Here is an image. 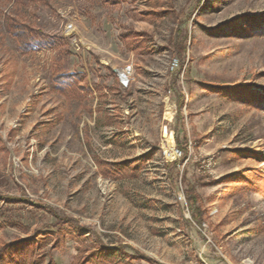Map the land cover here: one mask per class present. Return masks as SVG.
Segmentation results:
<instances>
[{"label": "rangeland", "instance_id": "1", "mask_svg": "<svg viewBox=\"0 0 264 264\" xmlns=\"http://www.w3.org/2000/svg\"><path fill=\"white\" fill-rule=\"evenodd\" d=\"M238 87L264 91V0H0V244L24 264H264V105Z\"/></svg>", "mask_w": 264, "mask_h": 264}, {"label": "trees", "instance_id": "2", "mask_svg": "<svg viewBox=\"0 0 264 264\" xmlns=\"http://www.w3.org/2000/svg\"><path fill=\"white\" fill-rule=\"evenodd\" d=\"M7 30L8 33L14 38V40L17 43V48L22 54H27L30 52L31 48L34 44L38 42L37 37V30L36 28L26 23L25 21L21 20L18 16H9L7 18ZM185 41H186V35H181V38L177 45V52L181 53L185 49ZM134 41H128L126 44L130 50L135 49V46L133 44ZM179 61V60H178ZM74 75H71L72 77ZM240 86V85H239ZM87 87V86H86ZM234 91L244 94L246 97H252L251 102L255 106H262L264 105V91L259 90L256 93L254 91H251L250 89H246L245 87H238L235 88ZM255 94V95H254ZM134 161H124V162H107L105 161L103 164L107 166L106 169L102 171L103 175L107 176L109 173H118L119 170H125V166H128L130 164H133ZM191 194L189 195L191 197L190 203L191 206L197 202L198 196L196 193H192L193 190H190ZM195 202V203H194ZM193 218H195L197 224H202V212H200V209L197 211H193ZM23 241H10L0 244V264H24L19 261L18 253L20 252V247L22 246ZM22 249V248H21ZM8 254L9 257H6ZM51 264V263H49Z\"/></svg>", "mask_w": 264, "mask_h": 264}, {"label": "bare ground", "instance_id": "3", "mask_svg": "<svg viewBox=\"0 0 264 264\" xmlns=\"http://www.w3.org/2000/svg\"><path fill=\"white\" fill-rule=\"evenodd\" d=\"M173 113H174V106L167 103L166 104V112L164 113L165 118L170 120L172 118ZM165 132H167V131H165ZM164 137H166L165 138L166 139L165 140V143H166L165 153L167 155H169V157L172 158L173 157L172 150L175 146L173 134L168 132V134L167 133L164 134Z\"/></svg>", "mask_w": 264, "mask_h": 264}, {"label": "built area", "instance_id": "4", "mask_svg": "<svg viewBox=\"0 0 264 264\" xmlns=\"http://www.w3.org/2000/svg\"><path fill=\"white\" fill-rule=\"evenodd\" d=\"M117 75H118V78L120 79L121 82L127 83L128 79H129V70L125 69V70H122V71H117ZM165 131H166V129H165ZM172 151H174V153L177 156L181 155V151L179 149H177L175 146H174Z\"/></svg>", "mask_w": 264, "mask_h": 264}]
</instances>
